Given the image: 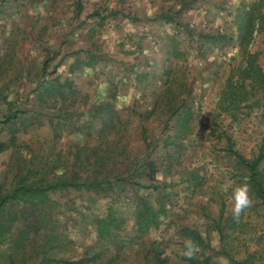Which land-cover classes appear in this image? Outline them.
Here are the masks:
<instances>
[{
  "label": "rangeland",
  "instance_id": "obj_1",
  "mask_svg": "<svg viewBox=\"0 0 264 264\" xmlns=\"http://www.w3.org/2000/svg\"><path fill=\"white\" fill-rule=\"evenodd\" d=\"M144 1L0 0V193L51 185L37 210L4 204L0 252L24 235L32 264H194L191 237L195 264H264V0H186L169 60Z\"/></svg>",
  "mask_w": 264,
  "mask_h": 264
},
{
  "label": "trees",
  "instance_id": "obj_2",
  "mask_svg": "<svg viewBox=\"0 0 264 264\" xmlns=\"http://www.w3.org/2000/svg\"><path fill=\"white\" fill-rule=\"evenodd\" d=\"M253 166L254 167L252 168V172L254 176H252L251 180H254L257 182L258 178L256 176L259 175L257 174V171H256L257 165L253 164ZM64 184L65 183H63L60 187L63 188ZM66 186L67 185H65V187ZM49 187H51V185L50 183L49 184L47 183V180L44 177H42L41 180L38 179L36 181H30L29 176L22 175V173L19 174L17 176V179L14 181V185L12 189L7 190V192H5L4 194L0 193V215L4 212L3 210L4 204L11 200H15V202H18V203L29 204L31 205L32 208H34V210H37L36 207H38L40 204L44 205L46 202H48L47 196L45 195V193L47 194V192L50 189ZM260 191L262 190L260 189ZM146 211L147 212H145V209L141 210L139 214L140 219L138 221V225L140 229H145L151 224L156 223L155 215H153V213L151 212V209L146 207ZM18 218L19 217H15L14 220ZM111 224H113V222H109L106 225H105V221H103V223L99 222L98 226H99L100 234L107 235L110 232ZM3 225L4 223L1 222L0 220V228H1L0 233H2L0 237H2V239L5 241L4 233L8 229H4ZM3 229L5 230V232H2ZM199 240L201 241L200 236H199ZM14 242L17 245L16 247L17 249H15L17 250V253L10 254V251H11L10 249H7L6 251H1L0 258H3V261L0 262V264H32L28 262L27 254H23L21 257L19 256V254L21 253L18 251V249L26 247L24 245V235L21 237V239L14 241ZM192 261L195 264L194 258L192 259ZM35 264H50L48 261L47 251L43 252L41 261Z\"/></svg>",
  "mask_w": 264,
  "mask_h": 264
},
{
  "label": "crops",
  "instance_id": "obj_3",
  "mask_svg": "<svg viewBox=\"0 0 264 264\" xmlns=\"http://www.w3.org/2000/svg\"><path fill=\"white\" fill-rule=\"evenodd\" d=\"M164 1H168V0H149L150 2V6H152L155 10H160L156 16H157V20L155 22L152 23V27H150L149 32L152 34V36H150V39L153 41V45H154V50H156L157 54L158 51L163 52L166 56H167V60L170 59L169 54H166L165 52V48L166 45L169 44V42L171 40H181V39H186V29H184L182 26L181 28L176 27L175 25H173V22L175 21L174 18H172V16L174 15V10L180 9L185 11L186 10V0H179L180 3L173 5L172 7H164ZM144 2H147V0H145ZM175 8V9H174ZM157 24V25H156ZM164 24H167L166 28H163L162 30L158 31V25L162 26ZM155 26V28H154ZM154 28V29H153ZM143 35V33H142ZM183 35H185V37H183ZM155 42V43H154ZM202 44V43H201ZM186 46V45H185ZM161 48V49H159ZM231 57H234V55H231ZM216 58L222 62V60H226L225 57L222 56V51L216 55ZM206 60V58H205ZM233 62V61H232ZM167 63V61H166ZM161 75V74H159ZM152 77H155V74L152 75ZM159 79V78H157ZM235 116H237L236 114H234ZM240 158V157H238ZM242 158V157H241ZM252 168H251V174H252Z\"/></svg>",
  "mask_w": 264,
  "mask_h": 264
},
{
  "label": "clouds",
  "instance_id": "obj_4",
  "mask_svg": "<svg viewBox=\"0 0 264 264\" xmlns=\"http://www.w3.org/2000/svg\"><path fill=\"white\" fill-rule=\"evenodd\" d=\"M231 200L233 202L231 209L233 218L239 220L242 213L253 204V200L249 195L248 184L243 183L237 185L233 189ZM198 251V244L191 237H186L184 239V248L182 250L183 256L187 259H193ZM223 264H227V261L225 260Z\"/></svg>",
  "mask_w": 264,
  "mask_h": 264
}]
</instances>
